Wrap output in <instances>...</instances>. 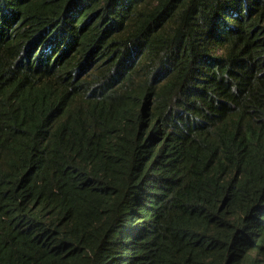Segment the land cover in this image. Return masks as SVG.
Instances as JSON below:
<instances>
[{"label":"trees","instance_id":"1","mask_svg":"<svg viewBox=\"0 0 264 264\" xmlns=\"http://www.w3.org/2000/svg\"><path fill=\"white\" fill-rule=\"evenodd\" d=\"M0 264H264V0H0Z\"/></svg>","mask_w":264,"mask_h":264}]
</instances>
